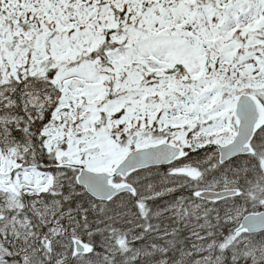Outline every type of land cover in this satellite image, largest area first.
<instances>
[{"label": "snow or ice", "instance_id": "6c2138e0", "mask_svg": "<svg viewBox=\"0 0 264 264\" xmlns=\"http://www.w3.org/2000/svg\"><path fill=\"white\" fill-rule=\"evenodd\" d=\"M0 264H264V0H0Z\"/></svg>", "mask_w": 264, "mask_h": 264}]
</instances>
